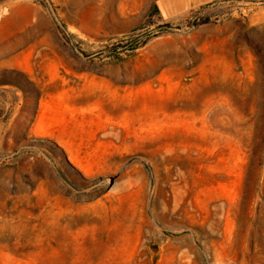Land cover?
<instances>
[{
    "label": "rangeland",
    "instance_id": "obj_1",
    "mask_svg": "<svg viewBox=\"0 0 264 264\" xmlns=\"http://www.w3.org/2000/svg\"><path fill=\"white\" fill-rule=\"evenodd\" d=\"M0 0V264H264V0Z\"/></svg>",
    "mask_w": 264,
    "mask_h": 264
},
{
    "label": "crops",
    "instance_id": "obj_2",
    "mask_svg": "<svg viewBox=\"0 0 264 264\" xmlns=\"http://www.w3.org/2000/svg\"><path fill=\"white\" fill-rule=\"evenodd\" d=\"M212 1L215 0H160L158 9L164 19H170Z\"/></svg>",
    "mask_w": 264,
    "mask_h": 264
}]
</instances>
